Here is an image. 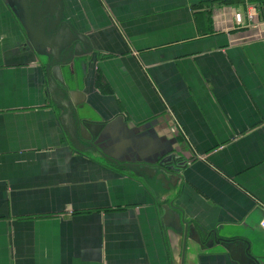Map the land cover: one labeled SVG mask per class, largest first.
Returning <instances> with one entry per match:
<instances>
[{"label": "crops", "instance_id": "obj_1", "mask_svg": "<svg viewBox=\"0 0 264 264\" xmlns=\"http://www.w3.org/2000/svg\"><path fill=\"white\" fill-rule=\"evenodd\" d=\"M39 1L0 0V264L264 258V0Z\"/></svg>", "mask_w": 264, "mask_h": 264}, {"label": "water", "instance_id": "obj_2", "mask_svg": "<svg viewBox=\"0 0 264 264\" xmlns=\"http://www.w3.org/2000/svg\"><path fill=\"white\" fill-rule=\"evenodd\" d=\"M22 2L25 4V2L27 3V0H22ZM30 6L34 5V7L36 8H40L42 6L41 2L39 0H30ZM44 9V14L43 16L46 15V13L48 12L49 8L47 6V4H45L43 6ZM26 24V23H25ZM40 24V21H39ZM47 24H41L39 27V31L41 34H43L44 36H46V32H50L51 30H53L54 28H52V26L50 27V29H47ZM26 30L30 33V31L27 29V26L25 25ZM64 31H61V35L63 36ZM77 33L74 32V34H71L70 32L68 33L67 30H65V34H64V44L61 45L58 49L59 54H62L65 52V58L67 59H71L72 57H76L79 56L78 54H80V45H78L76 42L77 40L81 41L82 43H84V39H82L80 36H76ZM78 35V34H77ZM31 40V38H30ZM33 42V40H31ZM33 48L35 49V51H38L37 46L33 43ZM39 52V51H38ZM58 54V53H57ZM62 86L64 88V92L63 95L67 97V110L71 111L73 110V112L76 114V112L79 110H83L82 106L85 103V100L80 101L78 99V97L80 96L81 93H79V91H75L72 89V86H70V84L68 82L63 81ZM77 110V111H76ZM80 118H82L80 116ZM120 120V119H119ZM94 134L87 136V141L88 143H92V141L95 139V134L96 132H92ZM86 137V136H84ZM93 137V138H92ZM170 157H163L159 163L160 167L163 168V170L168 173V174H177L180 173L181 171V166L178 164L179 162L174 161V159H172L173 162H169ZM262 259L264 258H260L259 260H256L255 263L256 264H262Z\"/></svg>", "mask_w": 264, "mask_h": 264}, {"label": "built area", "instance_id": "obj_3", "mask_svg": "<svg viewBox=\"0 0 264 264\" xmlns=\"http://www.w3.org/2000/svg\"><path fill=\"white\" fill-rule=\"evenodd\" d=\"M255 17H256V13L255 12H250L249 15H248V21H247V23H245L242 15H240V14H236L235 15L236 21L239 24L244 25V26H247L249 23H253L254 20H255ZM259 226L264 231V217L261 219Z\"/></svg>", "mask_w": 264, "mask_h": 264}, {"label": "flooded vegetation", "instance_id": "obj_4", "mask_svg": "<svg viewBox=\"0 0 264 264\" xmlns=\"http://www.w3.org/2000/svg\"><path fill=\"white\" fill-rule=\"evenodd\" d=\"M7 1L10 3V5H12L11 3L13 2V0H7ZM169 159H170V161H169L170 163L173 162L172 159H174V161L176 160L175 157H170ZM177 161L180 162V163H178V164L181 166V168H183V166L181 165L182 162L180 161V159L177 160ZM171 164H172V163H171Z\"/></svg>", "mask_w": 264, "mask_h": 264}]
</instances>
